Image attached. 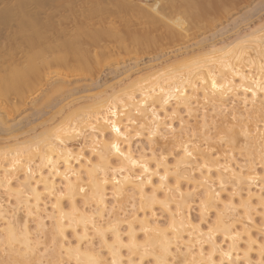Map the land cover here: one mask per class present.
<instances>
[{"label":"bare ground","instance_id":"obj_1","mask_svg":"<svg viewBox=\"0 0 264 264\" xmlns=\"http://www.w3.org/2000/svg\"><path fill=\"white\" fill-rule=\"evenodd\" d=\"M185 1L183 6L190 3ZM112 2L117 13L137 11L139 17L169 19L161 14L160 0ZM187 4L188 18L203 15V2L193 7ZM178 20H170L172 25L165 27L171 35L186 31ZM84 22L86 19H76L72 26L64 27L56 17L47 16V32H51L47 54L14 48L4 52L6 47L0 46V85L19 87L12 110H19L33 88L55 76L42 77L39 71V67H52L49 58H54L52 65L57 68L68 60L82 65L78 70L91 79L93 89L101 88L94 70H84L90 50L97 45L111 50V44L122 42L129 33L109 34L101 29L103 23L95 29L91 21L90 26ZM261 33L256 30L248 41L245 38L251 35L243 36L245 45L225 52L230 44L218 49L200 44L203 51L197 59L182 61L162 73L150 72L109 94L98 93L91 103L67 113L47 133L2 150L0 264H57L63 256L72 264H112L113 260L116 264H144L147 259L150 264H264V177L255 169V161L264 166ZM83 34L86 41H81ZM111 53L109 59L114 51ZM67 90L64 82H53L47 101L69 93ZM180 110L189 116L202 113L199 125H189L193 127L189 134L182 121L177 130L165 121ZM56 114L47 113V125L55 123ZM13 127L16 124L8 126L0 117V133L14 132ZM136 139L146 141L149 156L144 149H133ZM214 139L228 150L214 151ZM84 149L94 158H85ZM156 149L174 154L172 163L165 159L168 152L160 150L163 155L157 156ZM235 149L243 151L244 163L234 161ZM228 185L232 188L224 201L221 194ZM195 193L201 221L208 212L214 213L206 229L189 216ZM107 199L112 200L111 205ZM155 205L165 214L163 224L156 219ZM258 215L260 227L254 222ZM30 220L54 251L50 253L49 247L32 238ZM68 232L74 244L68 241ZM254 249L256 263L250 256Z\"/></svg>","mask_w":264,"mask_h":264},{"label":"rangeland","instance_id":"obj_2","mask_svg":"<svg viewBox=\"0 0 264 264\" xmlns=\"http://www.w3.org/2000/svg\"><path fill=\"white\" fill-rule=\"evenodd\" d=\"M112 1L113 0H0V46L3 48L6 47L2 49L4 52L14 48L17 49V52L24 50L30 54H39L41 52L47 54V43L50 42L49 39L47 40V37L51 35L50 31L47 32V16L50 15L56 17L60 22L63 21V23L61 22V26H72L71 23H73L74 20L78 19L79 21L86 19L87 23L84 22V24L90 26L92 22V24H95V29H100L99 26L104 23L105 19L109 21H119L124 24V28L123 31H118V34L123 32L129 33L122 42H112L113 44L109 47L114 51L113 56L108 59L102 67L94 70L93 76L98 85L101 86L99 90H94L91 79L78 70L82 65L79 66V64L73 60H68V63L66 62L67 64L58 66L57 68L56 65H52L54 58H49L48 60L52 66L49 70L39 67V71L42 77L54 74L55 76H51V78L33 88L27 94L26 100L19 110L11 109V104L16 103L18 100L17 91L19 87H6L0 85V117H2L8 126H13L14 124L17 126L12 128L15 129L14 132L9 131L0 133V152L2 150L6 151L11 149L19 143L28 142L33 139L34 136L47 133L54 125L60 122L67 113L91 103L98 93L105 92L109 94L112 89H119L123 85L129 84L150 72L161 71L160 73H162L177 66L182 61L185 62L197 59L202 55L200 52L203 51V46L214 45V47L218 49L230 44L224 52L227 50H236L241 44H246L241 41L243 36L247 34L251 35L245 38V40L248 41L253 39L252 33H255L256 30L264 34V0H186L185 3L190 1L191 5L188 3L190 7H193L198 1L203 2V15L195 20L191 17L188 18L187 16H190L189 14H185L186 8L184 6L187 3L183 6L184 0H160L161 14L167 15L172 21L179 19L178 21L180 22L179 24H181V28H185L186 30L185 32L183 30L180 34L175 35H171L165 28L166 26H170L169 23L172 25V21L165 19L166 16H164V19L167 21L164 20L161 22V20H153L152 17L148 18L141 15V17H139L137 11H128L124 14L117 13L113 8ZM134 1L138 3H152L156 0ZM188 4L186 7L189 6ZM132 12L135 13V15L132 14ZM88 21L91 22L88 23ZM97 22H99V24ZM102 28L101 26V29ZM189 30L190 32H188ZM180 35L183 37H180ZM80 38L81 41L87 40V36H84V34ZM203 40H205V42H203ZM199 41L201 42L198 44ZM194 43L198 45H194ZM1 53L2 52H0V54ZM88 63L89 61H87L86 65H88ZM5 64L7 63L5 62L4 66H6ZM53 82H64L67 86V91L70 92L60 94L51 98L50 101H47V95L49 94ZM209 110L210 109L207 107V111ZM56 112H58V114H56L55 123L47 125V113L54 114ZM200 112L201 111H197L192 113V116H189L184 110H180L179 114H173L171 118L169 116L165 121L168 124L170 123L175 130L179 128L182 121V123H184L183 125L187 126L186 131L188 132L187 134H189L190 130L193 128H190V124H194L193 126L196 124L199 125L202 114H200ZM206 113L209 114L208 112ZM211 133V135H213L214 132ZM212 141L216 143L213 147L214 151L219 149L228 150L225 145L218 144L215 139ZM203 142L204 141H202V144H204ZM210 143L211 146L212 142ZM132 146L137 152L144 149L145 154L149 156L148 144L145 140L136 139L132 141ZM160 150L161 149L155 150L157 156L161 154ZM162 152L167 153L168 151ZM88 153V149L83 150L84 157L88 158L89 156L90 159H92L93 155ZM232 156L234 161L238 164H242L245 161L242 150L239 151L235 149ZM173 158L174 154H169V152L165 157L169 163H172L171 161ZM255 166L256 172L259 174L261 173L260 176L264 177V166L262 167L261 164L259 165L257 161H255ZM171 179L172 177L169 176L168 180L172 181ZM153 181L156 183V178H154ZM182 187L184 188L185 184L182 183ZM231 188L232 187L228 185L226 191L222 192L221 197H223L222 199L224 201L228 198ZM195 194L193 195L195 203L190 207L189 211L191 212H189V216L192 218L191 220L195 225L199 224L206 229V226L212 222L214 213L212 211L208 212L207 216H205V221H201L202 218L198 205H196L199 195L198 193ZM242 195L244 196V192ZM236 199L238 200V198L235 197L234 201H237ZM77 202L80 203V200L78 199ZM107 202L110 205L112 204V200L110 199H107ZM251 202L256 205V198H253ZM63 203L64 205L66 204L65 202ZM47 208L49 211L50 206L48 205ZM154 211L159 224H163L166 217L161 207L155 205ZM260 219L259 215L254 217V222L257 227H260ZM28 222L29 230L32 232V238L34 240L35 238L39 239L43 247L45 245L49 247L50 253L54 251L51 246L52 244L49 243V239L38 235L34 221L30 220ZM45 222L46 225H49L48 220H45ZM49 227L50 225L46 228L49 230ZM252 232L255 237L258 239L261 238V235H257V230H252ZM69 234L68 232L67 239H69L68 241L70 243L72 242L71 244H74L73 238ZM141 237L142 235L138 234V239L141 240ZM41 245L39 246L40 249L43 248H41ZM243 246L244 243L241 244L242 248ZM123 253L125 252L123 251ZM4 255L3 253L2 256L5 259ZM250 256L251 260L256 263L257 254L255 249L250 251ZM0 258V260H2V257ZM62 262L63 264H72L71 262H67L64 256ZM149 262L151 263V261L147 259L144 261V264H149Z\"/></svg>","mask_w":264,"mask_h":264},{"label":"snow or ice","instance_id":"obj_3","mask_svg":"<svg viewBox=\"0 0 264 264\" xmlns=\"http://www.w3.org/2000/svg\"><path fill=\"white\" fill-rule=\"evenodd\" d=\"M61 22L63 23V21ZM102 27L105 30H107L109 34H111V33H115L118 31H123L124 24L119 21H109L108 19H105ZM110 55H112L110 49H106L101 45H97L94 51L90 50L89 63L87 66H85L84 70H95L99 67H102L105 64V62L109 59ZM261 67H262V70H264V64H262ZM117 131L119 130L117 129ZM57 137H58V132H57ZM57 264H63V262L58 261ZM112 264H116V262L113 260Z\"/></svg>","mask_w":264,"mask_h":264}]
</instances>
